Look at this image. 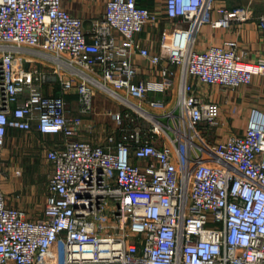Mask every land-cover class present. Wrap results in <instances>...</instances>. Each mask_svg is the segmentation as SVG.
<instances>
[{
    "label": "built area",
    "instance_id": "1",
    "mask_svg": "<svg viewBox=\"0 0 264 264\" xmlns=\"http://www.w3.org/2000/svg\"><path fill=\"white\" fill-rule=\"evenodd\" d=\"M164 1L166 17L185 26L151 54L134 37L158 16L137 0H107L89 31L61 0H0V150L9 128L65 138L46 151L42 217L7 205L0 189V264H264V112L253 108L241 134L209 141L200 126L216 125L221 106L192 94L189 80L234 91L264 74V61L245 59L233 40L195 48L211 11L217 28L247 20L248 9ZM135 50L161 65V82L133 81ZM163 61L180 68L172 104L147 98L173 85ZM72 89L83 113L99 92L135 112L146 133L126 131L113 149L75 139Z\"/></svg>",
    "mask_w": 264,
    "mask_h": 264
},
{
    "label": "crops",
    "instance_id": "2",
    "mask_svg": "<svg viewBox=\"0 0 264 264\" xmlns=\"http://www.w3.org/2000/svg\"><path fill=\"white\" fill-rule=\"evenodd\" d=\"M106 1L61 0V4L67 12L79 17L82 20L83 28L89 31L94 22L104 17ZM137 4L154 11L158 16V20L153 25L150 23L145 24L142 30L135 34V42H137L140 48L147 49L151 54H161L160 45L162 36L171 33L176 26L184 27L185 24L166 17L164 0H137ZM215 5H225L228 8L245 7L248 9L249 18L245 21L232 22L229 27L214 28L210 25L209 21L219 17V15L215 11H211L206 17L207 21L201 26L196 36L195 48L197 50H204L212 44L223 45L226 41L233 40L237 42V49L243 53L245 59L264 61V26L261 24V22H264V0H215ZM130 59L137 69L133 81L144 80L151 83L162 81L161 65L151 63L147 57L141 55L137 50L130 54ZM162 65H167L173 71V85L168 86L164 90H150L147 93V98L163 99L168 104H172L175 100V88L180 80V68L166 61H163ZM189 80L193 83L192 94L205 101H217L221 106V113L217 124L210 126L207 130L203 127L204 132L202 133L209 141L224 140L234 134H241L248 124L253 108L264 112V74L255 75L250 84L240 86L234 91L217 85L199 83L193 78H189ZM58 86L59 84H56L55 92L59 88ZM45 92L48 93L51 90L47 88ZM98 94L101 93L96 92L92 97L91 110L85 114L82 112V105L79 102L75 89L64 93L67 116L80 127L79 133L74 136L75 139L86 140L93 144H101L107 149H113L115 141L121 138V130L118 127H123V122L126 119L128 120H126L122 135L126 131H132L133 129H142V132L146 133L145 124L138 120L135 112L109 97L107 98L113 101L114 106L104 103L98 97ZM104 98L107 101V98ZM116 113H120L121 122L115 119L114 115ZM108 120L114 123L113 129H108L104 125V121L107 122ZM223 127L227 131L224 130L222 132ZM24 136L30 138L28 143L36 145L37 152H40L45 158L48 148L60 146L65 141V138L60 134H43L36 127H33L30 131L9 128L4 146H6L9 140L15 146V143ZM4 146L0 150V159L1 161H8L9 165H4L5 176L0 182V189L4 193V197L5 192L18 191L19 193L18 199L12 197L5 198L6 203L9 206L21 208L26 212L27 217L38 219L43 214L47 180L49 174L52 172V165L47 160L50 172L36 194L34 185L32 184L34 182L32 180L33 176L27 178L28 182H25L27 179L19 177L22 172L20 175L15 174V168H22V166L14 156L5 151ZM41 161L36 160L26 163L33 171V175L39 174V171L42 169ZM131 162L141 164V161L135 159L133 156H131ZM8 175H12L15 179L13 178L14 180L11 182H6ZM29 182H31L30 185H28ZM35 197L39 199L37 202Z\"/></svg>",
    "mask_w": 264,
    "mask_h": 264
},
{
    "label": "rangeland",
    "instance_id": "3",
    "mask_svg": "<svg viewBox=\"0 0 264 264\" xmlns=\"http://www.w3.org/2000/svg\"><path fill=\"white\" fill-rule=\"evenodd\" d=\"M98 97L101 100H103L104 103H107V104H109L111 106H114L113 105V101L112 100L110 101L105 95L98 94ZM104 97L107 98V101L104 100L105 99ZM126 120H128V119H126ZM126 120L123 122V127H121V126L118 127L121 130L120 131L121 132L120 133L121 136H122V131L124 130V126L126 125ZM104 123H105L104 125H106L108 129H113L114 128V123L113 122H110L108 120L107 122L104 121ZM226 123H228V122H226ZM203 127H204V125L200 126V129H201L202 132H204ZM224 130L227 131L225 129V127H223L221 131L224 132ZM29 140H30V138L28 136H24V137L20 138L19 141H17V143H15V146H13V144L10 143L11 140H9L8 141L9 145L7 143L6 146H4V149H5V151L9 152L10 155L14 156L18 160V163L22 166L23 169L22 168H15V169L21 170L22 174H21V176H19L20 178L27 179L30 176H33L32 180L34 182L32 181L33 182L32 184L34 185V190H35V193L37 194L38 193V189L42 187L44 179L47 177L48 173L50 172V167H49V162L44 157V155H42L40 152H37L36 145L29 144L28 143ZM35 155L38 156V157H36ZM36 160H38V161L42 160L41 163H42L43 167L39 171V174L33 175V171L26 165V163H31L32 161H36ZM2 163H3V166L5 164L9 165V162L5 161V160H2ZM13 178L15 179V177H12V175H8L6 177V182H11L12 180H14ZM25 182H28V179ZM30 184H31V182H29L28 185H30ZM7 197L8 198L12 197V198H17L18 199L19 193H18V191H13V192L11 191L9 193L5 192V198H7ZM38 198H39V196H38ZM38 198H36V202L39 200Z\"/></svg>",
    "mask_w": 264,
    "mask_h": 264
}]
</instances>
